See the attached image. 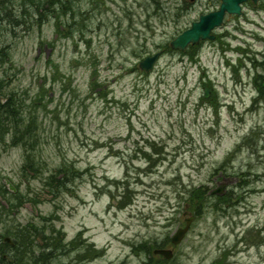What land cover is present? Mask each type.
<instances>
[{
    "label": "rangeland",
    "instance_id": "374dc122",
    "mask_svg": "<svg viewBox=\"0 0 264 264\" xmlns=\"http://www.w3.org/2000/svg\"><path fill=\"white\" fill-rule=\"evenodd\" d=\"M22 1L0 6L21 23L0 19V48L10 53L0 64L2 97L23 100L22 127L31 135L26 145H0V186L20 188L24 198L11 210L0 189V243L16 225H43L42 216L54 214L67 241L84 230L107 253L82 263L81 245L36 264H145L132 243L153 237L167 245L184 224L188 190L215 188L219 175L232 186L243 176L248 183L230 187L235 202L228 213L208 209L195 218L174 247V264H211L228 248L226 263L264 264V99L254 83L256 58L264 59V0L227 15L215 39L185 51L170 42L220 0H95L100 10L92 0H76L79 24L64 37L54 13L43 26L35 22L40 15L25 23ZM159 51L154 69L141 70L140 62ZM252 131L255 139L229 155ZM147 150L161 158L153 172ZM27 152L38 175L23 170ZM64 164L78 174L70 192L54 196L45 179ZM116 179L135 190L125 209L109 192Z\"/></svg>",
    "mask_w": 264,
    "mask_h": 264
},
{
    "label": "trees",
    "instance_id": "16d2710c",
    "mask_svg": "<svg viewBox=\"0 0 264 264\" xmlns=\"http://www.w3.org/2000/svg\"><path fill=\"white\" fill-rule=\"evenodd\" d=\"M33 3H40L38 0H29ZM57 2H60V6L57 7ZM42 4H47V8H49L50 12L53 10L54 12L66 13L69 10L73 9V0H42ZM61 5L64 9L61 10ZM58 8V9H57ZM60 17V16H59ZM63 23L62 20H57V25L60 26ZM6 48V47H5ZM5 48H0V64L9 60L10 54ZM257 64L256 69L257 73L255 76V86L258 91V99H264V72L259 71V67L264 66V59L255 61ZM262 68V67H261ZM4 86V76L0 72V145L2 143H10L12 146L19 145L21 143L27 144L31 139L29 126L25 128L22 127L23 122V100L18 98L17 96H11L6 104L2 103L1 94ZM258 102V100H256ZM257 131H252L247 137L244 138L242 142H240L235 150L230 154L232 155L236 151H239L245 144H247L250 140H254L256 137ZM28 150V149H26ZM146 156L150 161V168L156 165L160 158H154L152 154L145 152ZM36 170L35 174L38 175L41 171L40 166L35 162L32 158L31 154L27 152L26 159L23 165V170ZM78 171L75 168L64 164L61 168L50 174L45 179V186L50 189L57 196L61 191L67 190L70 192L71 177L77 175ZM77 177H73L76 180ZM117 181V180H115ZM117 188H121L122 191L120 194H115L112 191L110 195L113 200H116L117 205L120 208H124L127 206L133 197L134 190L129 184V182L120 183L117 181ZM249 178H241L240 184L248 183ZM12 187L14 190V194H12ZM6 187L0 186L2 191V195L7 199L8 206L10 209L19 208V206L23 205L24 198L22 193L20 194V188L17 191L18 187ZM17 191V192H16ZM189 196L186 198V201L190 203L191 210L195 213V215L200 218L205 210L215 209L217 211H221L223 213H228V208L233 206L231 201V197L234 196V190H230L227 195L223 197H212L208 195V187L200 186L195 187L191 190H188ZM11 195V198L9 197ZM118 197H120L118 199ZM215 198V200L213 199ZM118 199V201H117ZM18 200V201H16ZM213 202V203H211ZM212 204V207L210 205ZM54 214L50 217L42 216L44 219L43 225H38L35 223H27V224H18L15 228H11L7 230V233L3 234V241L0 243V264H22L24 262H33L36 264L37 262H44L45 256L50 257L52 255H59L62 253L59 252H67L72 249L78 250V248L82 245L84 247V253L79 255L81 260H92L97 257H100L106 253V249H98L96 248L94 243L88 242L87 239H82L83 232H79L75 239H72L69 242H66V233L63 228L58 227L53 219ZM5 234H10L14 237V245L6 242L4 240ZM162 244L158 242L157 239L151 238L142 244H139L135 247L136 250L140 252L143 246L147 250L146 253L149 255V258L146 259V264H174L173 260H168L163 257L153 259L151 250L156 246V244ZM170 240H168V244ZM38 253V255H36ZM230 254V249H224L220 258L216 259L211 264H227L225 261L228 259Z\"/></svg>",
    "mask_w": 264,
    "mask_h": 264
},
{
    "label": "water",
    "instance_id": "95a60500",
    "mask_svg": "<svg viewBox=\"0 0 264 264\" xmlns=\"http://www.w3.org/2000/svg\"><path fill=\"white\" fill-rule=\"evenodd\" d=\"M245 0H222V4L219 10L214 11L207 15H202L199 21H196L192 24V27L181 35L178 36L174 41H172L171 45L173 48L185 49L189 43H197L201 39L205 38H214V35H211V31L216 26H219L223 23L224 16L226 12L229 13H242L241 3ZM160 53L155 54L154 56H150L146 58L144 61L140 63V66L143 69L151 70L154 67L155 62L159 58ZM208 92V91H207ZM223 176H218L216 178L217 182H219V186L211 191L212 194H225L226 193V183H223ZM192 218L187 219V225L185 228H180L175 236L173 237L174 243H179L184 236L186 235ZM7 241H11L9 237L6 238ZM156 253H162L167 258L172 257L173 251L171 249H157Z\"/></svg>",
    "mask_w": 264,
    "mask_h": 264
},
{
    "label": "flooded vegetation",
    "instance_id": "af4514ba",
    "mask_svg": "<svg viewBox=\"0 0 264 264\" xmlns=\"http://www.w3.org/2000/svg\"><path fill=\"white\" fill-rule=\"evenodd\" d=\"M252 1L255 2V0H248L247 2H252ZM257 1H258V0H257Z\"/></svg>",
    "mask_w": 264,
    "mask_h": 264
}]
</instances>
